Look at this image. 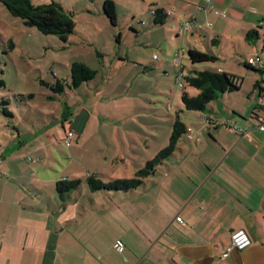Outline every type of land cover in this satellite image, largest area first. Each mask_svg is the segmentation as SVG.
Listing matches in <instances>:
<instances>
[{
    "label": "crops",
    "instance_id": "crops-1",
    "mask_svg": "<svg viewBox=\"0 0 264 264\" xmlns=\"http://www.w3.org/2000/svg\"><path fill=\"white\" fill-rule=\"evenodd\" d=\"M40 1L58 2L65 12L72 14L76 27L78 21L97 27L109 20L103 11L107 0ZM110 1L115 7L117 25L120 21L126 25L114 34L117 45L122 44L125 28L137 34L149 28L157 32L161 25L154 24L152 9L159 7L169 12L163 24L170 26L164 27L166 35L171 38L174 31L189 48L202 50L207 42L214 44L225 37L248 42L247 33L257 29L259 38L252 42L255 49L250 56L264 53L263 34L257 28L264 23V0H213L210 7L204 0ZM146 19L150 21L148 26L139 28L138 24L146 25ZM187 19L195 26L182 34L180 26ZM209 22L212 27H196ZM86 42L101 59L99 66L83 59L90 67L100 71L102 66H112L115 73L124 75V71L130 70L129 74H139L136 65L140 62L123 60L122 47L117 50L118 56L107 62L105 48L100 52L99 47ZM262 80L260 75L255 80L258 98L264 96V91L257 87ZM88 86L99 89L93 80ZM197 93L194 88L191 94ZM72 96L63 107L68 110H61L62 127L65 132L74 130L79 141L77 145H65L69 148L66 156L52 148L47 151L51 158L48 159L42 146H32L29 152L21 154L20 149L26 145L19 148L16 139L23 130L30 131L23 123L15 128L9 143H0V264H121L122 254L115 243L121 239L117 235L122 227L117 222L128 218L133 226L135 216L134 225H140L139 233L148 237L144 229L149 225L143 217L150 213L160 218V264H264V130L256 127L257 116L250 119L251 128L243 127L242 132L233 133L226 124H238L231 111L227 121L213 120L217 123L214 130L195 129L193 140L181 138L173 155L160 164V181L151 176L146 187L135 191L94 192L87 185L89 173L98 172L105 180L132 177L150 158L127 151L125 144L120 148L107 130L102 135L93 134L94 143L90 146L94 148H88L84 136L89 114L85 108L81 114L74 113L79 97L75 96L73 101ZM29 156H41L43 160H27ZM86 156L95 158L94 162L86 164ZM74 162L82 167H76ZM65 177H80V189L61 195L56 184ZM236 229H245L252 243L245 250H232L223 257ZM123 261L126 262L125 258Z\"/></svg>",
    "mask_w": 264,
    "mask_h": 264
},
{
    "label": "rangeland",
    "instance_id": "rangeland-1",
    "mask_svg": "<svg viewBox=\"0 0 264 264\" xmlns=\"http://www.w3.org/2000/svg\"><path fill=\"white\" fill-rule=\"evenodd\" d=\"M36 2L45 4L40 0ZM149 23L150 21L146 19L145 26L142 24L137 26L144 29ZM125 26L122 25V21L114 26L108 20L99 23L97 27L78 21L75 32L69 35L67 42H64L57 35H46L36 27L25 26L20 18L12 15L0 3V78L6 82V87L0 88V98L10 100L9 108L15 115L9 118L0 113V143H9L15 128L23 123L24 126L30 127V131L23 130L21 136H17L16 140L19 141L17 146L20 148L22 144L26 145L20 149L21 154L29 152L32 146H42L45 147L48 159L50 153L47 151L52 148L58 150L61 156H66L64 153H68L69 148L65 146L61 110H67L63 107L72 95L73 101L75 96L79 97L73 109L74 113L81 114L82 108H85L89 114L86 121L87 134L84 136V143L88 148H94L90 146L94 143L91 138L93 134L98 132L102 135L103 130H107L109 134L115 136L120 148L125 144L127 151L132 153L137 151L143 158H153L169 143L173 122L177 116L196 130L208 132L207 130H214V127L207 126L205 120L211 117L214 121H227L228 113L232 111V117L236 118L234 121L241 127H252L249 121L251 118L254 119V113L259 109L261 102L254 89L255 80L259 75L264 77V74L244 64L254 52L255 45L252 42H247L243 38L226 37L219 39L216 45L207 42L205 47H201L202 51L217 55L218 60L193 65L188 58V44L183 43L174 31L171 38L166 35L164 27H170L169 24L158 26L157 32L149 28L140 34L125 28L122 44L117 45L114 34H118L120 28L124 29ZM82 32L86 35H82ZM87 40L99 47L100 52L105 48L104 52L108 54L105 56L107 62L117 57V50L122 47L123 51L120 53L124 57L123 60L140 62L136 65L139 74H136V71L129 74L130 70H126L123 75L115 73L116 70L112 66H102L98 71L99 75L93 79L99 86L98 90L89 88L91 80L75 89L66 87L63 94L52 98V90L42 84V81L54 82L57 77L70 80V68L75 60L84 59L93 66H99L98 62L101 59L95 54L93 46L87 45ZM169 40H172V43ZM178 52L185 75L193 68L220 69L239 77L240 89L220 94L205 112L186 110L181 99L182 91L177 82L180 69L176 63ZM157 57L159 60L155 59ZM184 83L185 89L192 93L194 88L188 86L185 80ZM89 90L92 92L89 93ZM31 94L34 97H31ZM262 111L258 110V113L264 114ZM220 127L224 126L221 124ZM228 129L233 132L230 127ZM206 137L211 139V136ZM78 141L76 136L71 143L77 145ZM63 160L67 163L65 159ZM94 160L95 158L91 156L85 157L86 164H91ZM73 165L82 167L76 162ZM157 170L153 176L160 181V165ZM152 196L154 197V194ZM158 218L152 213L143 217V221L149 225L147 233L143 228L148 237L147 235L143 237L139 233L140 225H134L135 216L132 220L133 226L128 218L117 222L122 227V232L120 231L117 236H120L125 245V252L119 251L122 254L121 264H160V246H157L160 239ZM124 258L126 262L123 261ZM157 258L159 261H156Z\"/></svg>",
    "mask_w": 264,
    "mask_h": 264
},
{
    "label": "trees",
    "instance_id": "trees-1",
    "mask_svg": "<svg viewBox=\"0 0 264 264\" xmlns=\"http://www.w3.org/2000/svg\"><path fill=\"white\" fill-rule=\"evenodd\" d=\"M212 1L210 3H208L207 1L205 2L210 7ZM0 3L3 4L12 15L20 18L25 26L36 27L43 34L57 35L61 40L67 42L69 40V35L75 32L76 23L72 14L65 12L63 7L56 1L41 5H35L33 0H0ZM103 11L109 18L110 22L113 25H117V14L112 1L107 0L104 2ZM152 11L154 12V24L163 25L166 23V20L169 17V12L159 7L155 8L154 10L152 9ZM184 23L181 24L180 28L183 26ZM212 25L213 24L209 22L206 23V25H200L199 27L198 25H196V27L203 30V28L212 27ZM193 26H195L194 22L192 23L190 30L185 34L189 33L192 30ZM257 28L262 31L264 41V23L259 25ZM246 38L250 42H256L259 38L258 30L254 29L249 31L246 35ZM218 42L219 40H215L214 44L216 45L218 44ZM260 54L264 56V53H256L255 55L248 57L245 60L244 64L248 68L260 72L261 74H264V65H253L249 62L250 58H253ZM188 58L193 65L205 62H214L218 60L217 55L193 47L188 49ZM179 59L180 56L176 59L177 65L180 66V73L178 76L181 78V81L184 86L181 89V99L184 108L188 111L205 112L209 108L210 103L217 99L220 94L226 92H233L240 89V78L237 77L235 74L228 73L220 69L193 68L188 74L185 75ZM70 69V80L66 78L57 77L54 82L42 81V84H45L52 90V98L63 94L66 91V87H69L71 89L78 88L83 83L96 78L98 74L97 69L90 67L87 63L82 60L73 61ZM184 80L188 84V86L195 88L198 93L195 95L189 93L185 89ZM4 87H6V82L2 78H0V88ZM257 87L261 91H264V77L261 83L258 82ZM30 96L34 97L33 94H31ZM9 105V99L5 97L0 98V113L5 117L13 118L15 115L10 110ZM259 105L260 106L258 110L264 111V105H261V103ZM258 110L254 113L255 116L259 115ZM205 121V124L207 126H212L215 128L217 125V123L214 122L211 118H208ZM190 128L194 130L193 136L196 137L195 128L192 125L185 123L180 118V116H177L173 122L172 133L170 136L169 143L164 148L159 150L156 156L147 160V162L135 172L134 176L111 178L109 180H105L102 174L98 172H91L88 174L87 177V185L89 189L94 192H130L135 191L136 189L146 187L147 179L155 175L156 172H158L157 168L159 167V165L173 155L180 139L185 136L188 140H193V138L189 137ZM69 131H72L74 135L70 140V144L66 145V140L68 138ZM74 138L75 131L72 129L66 130L64 138L65 145L69 147ZM81 185L82 179L80 177H74L72 179H68L65 177L60 178L57 181L56 188L58 192L64 196L65 194H69L73 191L79 190Z\"/></svg>",
    "mask_w": 264,
    "mask_h": 264
},
{
    "label": "built area",
    "instance_id": "built-area-1",
    "mask_svg": "<svg viewBox=\"0 0 264 264\" xmlns=\"http://www.w3.org/2000/svg\"><path fill=\"white\" fill-rule=\"evenodd\" d=\"M208 3H210L212 0H205ZM193 21L191 20H187L183 26L180 28V31L182 34H185L186 32H188L192 26ZM176 56L179 57L180 53H176ZM250 63H252L253 65H260L263 66L264 65V56H262V54L257 55L253 58H250L249 60ZM177 82L179 83V87L180 89H182L183 83L181 81V78L178 76L177 77ZM261 105H264V96H262L261 98ZM257 122H258V127L262 130H264V114H260L257 116ZM227 125H229L232 130L235 131H239L242 132L244 129L243 127H241L238 124L235 123H230L227 122ZM189 137L190 138H195L194 135V130L192 128L189 129ZM74 135V133L72 131L68 132V138L66 140V145L70 144V140L72 138V136ZM27 160H36V161H42V157L41 156H37L35 158L29 156L27 157ZM252 243L251 237L248 234V232L245 229H236L232 232L231 234V242L229 244V246L226 248L225 252L223 253V257H227L229 256V254L231 253L232 250L236 249V250H245L247 249ZM115 247L118 251L123 252L125 250V245L122 242V240L118 239L115 243Z\"/></svg>",
    "mask_w": 264,
    "mask_h": 264
}]
</instances>
